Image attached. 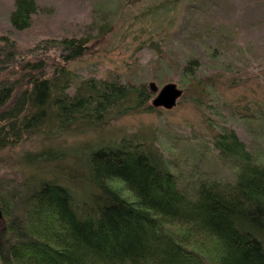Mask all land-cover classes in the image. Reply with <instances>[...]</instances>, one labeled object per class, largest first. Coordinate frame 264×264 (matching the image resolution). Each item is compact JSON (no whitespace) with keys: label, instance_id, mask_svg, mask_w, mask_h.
I'll return each mask as SVG.
<instances>
[{"label":"trees","instance_id":"16d2710c","mask_svg":"<svg viewBox=\"0 0 264 264\" xmlns=\"http://www.w3.org/2000/svg\"><path fill=\"white\" fill-rule=\"evenodd\" d=\"M36 2L13 0L14 29L30 26ZM85 41L45 39L26 50L40 55L26 58L14 41L0 38V148L43 136L21 165L51 153L46 142L57 138L55 128L65 131L64 120H94L101 128L151 96L149 88L117 80H77L68 65L93 52ZM184 71L188 90H198L194 102L213 92L199 69L195 76ZM240 110L251 131L264 133L259 106L243 103ZM205 133L160 149L125 137L99 145L85 158L82 200L68 182L38 177L30 184L39 175L31 165L30 175L0 183V263L264 264V135L258 146L225 125L206 141Z\"/></svg>","mask_w":264,"mask_h":264},{"label":"rangeland","instance_id":"374dc122","mask_svg":"<svg viewBox=\"0 0 264 264\" xmlns=\"http://www.w3.org/2000/svg\"><path fill=\"white\" fill-rule=\"evenodd\" d=\"M36 1L40 7L38 4L30 26L16 30L9 20L13 0H0V38L14 41L27 53L26 58L39 56L35 50H26L45 39L87 38L93 52L68 65L77 80H117L145 91L151 81L158 86L173 82L183 92L171 109H147L151 94L135 111L112 114L97 129L91 125L94 120H64L65 131L59 134L55 128L57 138L46 142L51 153L46 151L41 160L30 163L39 174L30 184L38 177L68 182L82 200L88 183L85 158L99 145L122 137L130 145L160 149L179 145L180 139L194 142L208 131L201 137L206 141L225 125L247 144L253 140L255 145H263L262 127L257 133L251 131L240 106L256 104L263 121L264 0ZM105 30L107 34L99 41L98 33ZM47 52L55 54V50ZM196 69L213 92L194 102L198 90H188L184 70L195 76ZM44 133L52 134V128L44 127ZM42 137H34L32 144L29 139L22 145L0 148V183H13L8 178L31 174L30 165H21L22 154L40 149L34 146ZM163 153L168 155L166 150Z\"/></svg>","mask_w":264,"mask_h":264},{"label":"water","instance_id":"95a60500","mask_svg":"<svg viewBox=\"0 0 264 264\" xmlns=\"http://www.w3.org/2000/svg\"><path fill=\"white\" fill-rule=\"evenodd\" d=\"M148 88L155 92L151 100V106L153 108L161 107L165 110L171 109L176 105L178 98L182 94V89L173 82H167L158 86L155 82L151 81L148 83ZM1 216L2 212L0 209V218Z\"/></svg>","mask_w":264,"mask_h":264},{"label":"bare ground","instance_id":"6f19581e","mask_svg":"<svg viewBox=\"0 0 264 264\" xmlns=\"http://www.w3.org/2000/svg\"><path fill=\"white\" fill-rule=\"evenodd\" d=\"M37 2H38V1H37ZM37 2H36V3H37ZM38 4H39V3H38ZM38 4H37V5H38ZM39 7H40V4H39ZM38 10H39V9H38ZM40 10H41V8H40ZM36 14H37V12H36ZM73 37H74V36H73ZM87 37L90 39L89 36H87ZM54 38H55V37H54ZM63 38H65V37H63ZM56 39H57V38H56ZM86 39H87V38H86ZM86 42H87V41H85V43H86ZM87 44H88V42H87ZM87 44H86V46H87ZM83 45H84V44H83ZM90 45H92V43H91ZM88 46H89V45H88ZM89 48H90V46H89ZM91 50H93V49H90V51H91ZM90 51H88V52H90ZM54 53H55V52H54ZM50 54H52V53H50ZM84 55H85V54H84ZM150 91H151V90H150ZM151 92H152V98H153L154 95H155V94H154L155 92H153V91H151ZM152 98L150 99V105H151V100H152ZM1 217H2V216H1ZM2 219H3V218H2ZM0 227H1V218H0Z\"/></svg>","mask_w":264,"mask_h":264}]
</instances>
